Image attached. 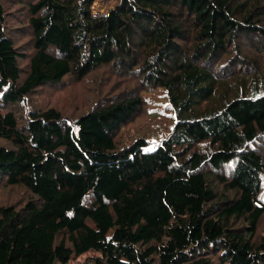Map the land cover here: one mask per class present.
<instances>
[{"label":"trees","instance_id":"16d2710c","mask_svg":"<svg viewBox=\"0 0 264 264\" xmlns=\"http://www.w3.org/2000/svg\"><path fill=\"white\" fill-rule=\"evenodd\" d=\"M97 3L0 0V264H264V0Z\"/></svg>","mask_w":264,"mask_h":264},{"label":"rangeland","instance_id":"374dc122","mask_svg":"<svg viewBox=\"0 0 264 264\" xmlns=\"http://www.w3.org/2000/svg\"><path fill=\"white\" fill-rule=\"evenodd\" d=\"M117 2V0H101V3H97L94 8L92 9L93 13L97 12H106L110 8L114 6V4ZM149 100H155L154 96H148ZM163 120L162 116L160 115L158 117V120L160 123ZM156 127V126H155ZM155 127H153L152 122H149L148 120L141 118L139 121L135 123V125L132 126V129L134 131L133 137L136 138L139 133L146 136L149 133H152L155 130ZM158 131V130H157Z\"/></svg>","mask_w":264,"mask_h":264}]
</instances>
